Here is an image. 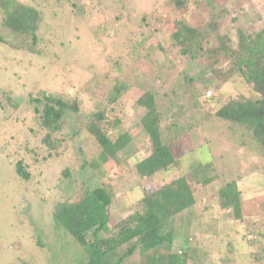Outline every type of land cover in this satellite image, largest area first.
Returning <instances> with one entry per match:
<instances>
[{"label": "rangeland", "instance_id": "rangeland-1", "mask_svg": "<svg viewBox=\"0 0 264 264\" xmlns=\"http://www.w3.org/2000/svg\"><path fill=\"white\" fill-rule=\"evenodd\" d=\"M17 1L40 11L42 20L37 44L0 31V102L9 110L0 106V264H76L84 251L55 223L58 203L75 200L85 188L112 184L113 227L136 211L133 206L146 192L211 161L224 178L195 188V205L174 226V252H188V264H264V148L244 128L215 116L247 85L230 60L209 68L206 57L192 61L181 54L171 37L176 21L199 26L195 14L208 33L214 14L218 34L235 45L238 28L248 35L264 28V0H211L213 10L196 0H189L186 10L174 9L172 0ZM117 82L129 90L109 112L112 125L120 120L109 133L113 138L128 133L132 142L120 154V166L104 169L103 177L92 166L100 149L86 122L104 107ZM40 91L79 104V113L70 115L55 136L62 144L47 162H41L49 156L42 142L46 133L24 106L29 94ZM148 91L155 93L162 114V142L180 158L182 169L141 180L134 166L149 156L151 143L137 101ZM20 160L32 171V181L18 176ZM233 180L243 193L241 220L235 219V209L222 210L216 197Z\"/></svg>", "mask_w": 264, "mask_h": 264}, {"label": "trees", "instance_id": "trees-1", "mask_svg": "<svg viewBox=\"0 0 264 264\" xmlns=\"http://www.w3.org/2000/svg\"><path fill=\"white\" fill-rule=\"evenodd\" d=\"M196 3L200 6L205 4L209 10L214 8L211 0H196ZM170 5L174 9L186 10L189 0H172ZM194 18L199 26L191 25L186 19L175 22V30L171 35L174 44L181 47L180 53L192 61H197L201 56L206 57L211 61L209 68L221 60H230L232 69L246 83L247 91L229 99L215 116L230 122L232 127L244 128L264 148V28L252 35L238 28L237 41L233 45L228 36L218 34L219 18L216 15L210 17L208 33L201 29L203 21L199 14H195ZM41 20L40 11L31 6L17 0L0 1V31L2 28L7 29L37 44ZM210 33L213 34L212 42ZM0 42H4L1 34ZM184 81L188 84L192 82L186 75ZM128 90L126 83L113 84L104 107L101 106L87 118L86 130L100 149L99 160L93 162L92 166L103 177L104 169L109 171L120 166V154L132 142L128 133L117 138L111 137L109 133L110 128L120 125V120L111 124L109 112ZM137 104L145 111L141 124L151 143L149 156L134 166L137 175L141 180H150L165 171L181 170L180 158L174 156L169 145L162 142V114L155 93H144ZM12 105L18 108V104ZM0 106L9 112L1 102ZM24 106L34 114L36 127L46 133L42 142L49 156L41 162H47L62 144L55 136L63 131L70 115L79 113V104L75 100L40 91L35 95L29 94ZM33 157L34 163L38 164V156ZM16 172L26 182L33 180L32 171L22 160L16 164ZM65 173L71 178L69 170ZM213 173L215 177L209 176ZM214 178H224V175L216 172L212 161L191 166L189 174L146 192L133 206L136 211L113 227L109 225V209L115 198L112 184L95 189L85 188L75 200L58 203L52 211L53 219L82 247L84 258L76 264H188V252H174V226L178 216L195 205V188L207 187ZM216 194L219 207L222 210L235 209V219L241 220L243 193L238 181L226 183Z\"/></svg>", "mask_w": 264, "mask_h": 264}]
</instances>
